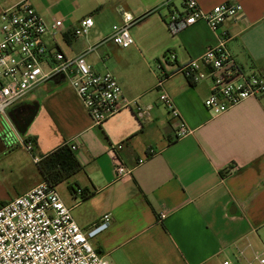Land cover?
<instances>
[{
    "label": "crops",
    "instance_id": "obj_1",
    "mask_svg": "<svg viewBox=\"0 0 264 264\" xmlns=\"http://www.w3.org/2000/svg\"><path fill=\"white\" fill-rule=\"evenodd\" d=\"M25 1L49 25L63 21L59 33L46 36L50 49L70 58L85 55L95 71L111 72L129 104L97 127L70 84L51 80L8 111L10 122L0 117V136L4 120L11 136L34 142L36 158L77 141L83 170L70 178V198L61 199L83 230L112 215L109 229L92 241L96 251L108 264L251 262L249 238L264 227V96L215 115L205 107L212 84H193L175 73L217 45L221 31L199 23L173 35L166 20L182 8V0H0V16ZM226 2L241 4L245 13L243 21L224 28L232 37L229 51L247 73L264 75V0H199V5L209 12ZM122 9L140 18L131 29L135 44L127 49L103 43L122 24ZM86 17L94 19V28L76 38L74 29ZM168 53L176 63L163 60ZM160 64L170 75L162 89L192 130L184 138L176 135L179 121L159 101ZM27 119L22 133L18 125L24 127ZM118 145L123 148L117 156L133 170L121 179L109 154ZM42 182L39 172L25 193Z\"/></svg>",
    "mask_w": 264,
    "mask_h": 264
},
{
    "label": "built area",
    "instance_id": "obj_2",
    "mask_svg": "<svg viewBox=\"0 0 264 264\" xmlns=\"http://www.w3.org/2000/svg\"><path fill=\"white\" fill-rule=\"evenodd\" d=\"M180 10H172L166 24L173 35L205 23L215 33L221 31L217 45L210 46L198 58L178 66L176 72L193 84L209 81L213 86L205 107L215 115L223 114L250 98L264 96V75L247 73L236 61L228 45L232 39L224 29L229 22L245 19L243 6L226 2L205 12L199 0H182ZM165 2L162 6H169ZM122 24L113 27L108 41L123 49L135 44L131 29L140 18L120 10ZM92 17H86L74 29L76 38L87 36L94 28ZM63 21L46 23L33 6L25 1L5 10L0 16V117L10 122L8 111L21 103L36 87L54 78L67 81L84 104L95 126L100 127L123 109L129 107L124 91L111 72L99 73L86 61V56L67 57L59 50L53 51L46 43L49 33L62 30ZM164 61L176 63V56L168 53ZM162 71L158 80L161 91L159 101L178 120L176 135L184 138L192 130L182 120L170 95L162 88L170 77ZM151 107H149L150 109ZM139 114L145 113L138 107ZM8 123V122H7ZM31 152L33 143H25ZM77 152L78 143H69ZM121 145L112 146L109 154L114 159L118 179L133 172L117 156ZM39 158H35L38 163ZM139 160V164L144 163ZM234 169V168H233ZM166 215H162L164 219ZM112 223V215L106 214L90 229L83 230L75 221L72 210L65 205L57 188L42 182L32 190L0 206V264H108L92 241L105 233ZM244 258L243 252L240 253ZM264 264V252L256 254L248 264ZM225 264H231L226 262Z\"/></svg>",
    "mask_w": 264,
    "mask_h": 264
},
{
    "label": "rangeland",
    "instance_id": "obj_3",
    "mask_svg": "<svg viewBox=\"0 0 264 264\" xmlns=\"http://www.w3.org/2000/svg\"><path fill=\"white\" fill-rule=\"evenodd\" d=\"M159 72L161 73V70ZM2 121V124L10 129L7 122ZM12 138H15L14 142L11 141ZM7 139L11 141L8 144L11 148L7 152L0 154V206L3 202H10L25 193L27 186L36 181L40 172L35 162V158L38 156L36 148L29 152L15 135L9 136ZM70 181L62 182L57 186V191L64 201L71 196L67 187ZM249 239L253 248L249 251L248 257L254 261L256 254L264 252V227L259 229L258 233ZM254 264L257 263L254 262Z\"/></svg>",
    "mask_w": 264,
    "mask_h": 264
},
{
    "label": "trees",
    "instance_id": "obj_4",
    "mask_svg": "<svg viewBox=\"0 0 264 264\" xmlns=\"http://www.w3.org/2000/svg\"><path fill=\"white\" fill-rule=\"evenodd\" d=\"M29 142L33 143L34 146V142L31 139L25 140V143ZM37 165L44 177V181L53 187L70 180V178L83 170L80 160L68 143L42 157ZM81 192L84 198L88 197L83 190ZM4 204L6 203H2L1 206Z\"/></svg>",
    "mask_w": 264,
    "mask_h": 264
},
{
    "label": "water",
    "instance_id": "obj_5",
    "mask_svg": "<svg viewBox=\"0 0 264 264\" xmlns=\"http://www.w3.org/2000/svg\"><path fill=\"white\" fill-rule=\"evenodd\" d=\"M53 80H61V78L57 77V78H54ZM30 119H31V118H30ZM30 119H27L28 121H26V124H25L24 127H21V126H19V125L17 124L18 127H19V130H20L22 133L25 131V128H26V126L29 124V120H30ZM4 135H5V136H0V143L2 144V148H0V153H1V152H4V151L6 150V148H7L6 142L9 141V139H7V138H9V136H11V134H10V132H8V129H7V128L5 129ZM6 137H7V138H6ZM6 139H7V140H6Z\"/></svg>",
    "mask_w": 264,
    "mask_h": 264
},
{
    "label": "flooded vegetation",
    "instance_id": "obj_6",
    "mask_svg": "<svg viewBox=\"0 0 264 264\" xmlns=\"http://www.w3.org/2000/svg\"><path fill=\"white\" fill-rule=\"evenodd\" d=\"M2 144L0 143V148H1Z\"/></svg>",
    "mask_w": 264,
    "mask_h": 264
}]
</instances>
